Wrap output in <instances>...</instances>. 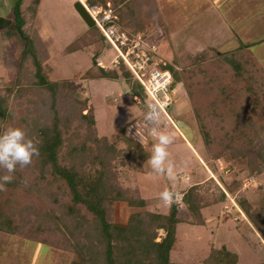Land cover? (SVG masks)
Returning a JSON list of instances; mask_svg holds the SVG:
<instances>
[{"label": "rangeland", "instance_id": "374dc122", "mask_svg": "<svg viewBox=\"0 0 264 264\" xmlns=\"http://www.w3.org/2000/svg\"><path fill=\"white\" fill-rule=\"evenodd\" d=\"M18 1L0 0L1 89L5 86L19 89L21 83L28 84L25 77L35 73L30 63L26 64L30 75L20 74L19 59L25 41L18 37L13 17ZM75 1L40 0L32 20L28 13L32 0H20V8L27 15L25 32L29 33L48 81L76 85V97L87 101L82 114L94 123L98 140L117 141L123 130L145 114L148 107V111L157 112L154 125L151 123L153 127L171 133L172 123L185 142L168 148L173 175H154L150 192L139 196L144 206L131 208L122 201L105 200L106 221L125 226L136 213L167 215L168 205L160 199V194L165 190L184 193L195 184L207 205L201 210L204 223L190 225L186 209L182 204L178 207V217L182 220L176 228L179 249L170 253V263L202 264L212 249H216L236 254L237 264H264L263 239L239 211L234 197L225 192V187L234 182L239 197L246 198L254 209L264 207V168L250 175L246 160L231 155V149L247 139L264 140V0L142 1L143 24L156 28L146 33L144 43L138 41L140 48L143 46L155 57L151 59L145 54L141 59L149 65L148 70L169 67L174 82L169 96L172 102L163 111L152 107L144 88L130 72L127 59L118 60L111 51H104L98 63L107 71H115L117 79L83 81L73 77L87 71L94 61L90 46H83L80 52L66 53V48L88 30L73 8ZM239 44L245 46L240 52L241 61L245 62V78L235 76L226 62L232 58L229 52ZM24 98L10 101L11 118L0 124V134L10 128H20L26 133L20 119L32 113L33 105ZM64 103L70 109L69 103ZM202 127L209 133L210 145L201 135ZM144 151L149 158L152 149ZM112 157L115 174L112 182L117 189L139 191L136 187L137 180L139 183L143 179L139 176L141 169L132 159L115 162L113 154ZM144 168L145 175L152 173L147 164ZM0 172V176L9 175L6 170ZM184 173L194 175V180L183 182ZM11 175L15 185L12 183L0 191V218L4 215L17 230L12 234L0 232V264H94L85 263L84 250L77 251L84 243L82 237H71L65 230L70 209L89 223L91 213L83 206L70 205V198L56 188L50 189V198L38 195L43 184L35 189L39 178L34 159L27 167L17 166ZM164 236L165 232L158 230L155 241Z\"/></svg>", "mask_w": 264, "mask_h": 264}, {"label": "trees", "instance_id": "16d2710c", "mask_svg": "<svg viewBox=\"0 0 264 264\" xmlns=\"http://www.w3.org/2000/svg\"><path fill=\"white\" fill-rule=\"evenodd\" d=\"M142 1L84 0V3L82 2L89 12H98L96 20L104 29L116 27L127 36V46L122 51L125 53L128 47H133L134 52L129 57L132 61L144 54L151 59L155 57V54L144 49L143 46L134 48L133 44L136 40L145 41L146 33L156 28V26L147 27L143 24L140 14ZM39 2L40 0H32L28 8L32 20L37 14ZM14 8L16 13L14 12L13 17L17 22L18 37L25 41L21 52L22 58L19 59L20 74L21 77L23 74L30 75L26 68V64L30 63L34 66L35 73L25 77L28 84L21 83L22 80L18 81L21 83L19 89L10 86L0 88V124H6L7 119L11 118L9 110L10 101H13V98L20 99L24 96L28 102H31L30 105H33L32 113L29 112L30 114L26 118H21L20 121L25 126L27 137L33 140L39 149V155L33 158L39 178L36 180L35 189L38 190L43 184L38 190V195L50 198V195L52 196L50 189L56 188L70 198V205L83 206L91 213L92 222L89 223L79 213L73 212L74 209H70L69 217H67L69 223L65 227V230L69 231L67 232L69 236L82 237L81 242L84 243L77 251H85V258H87L85 263L173 264L170 263L169 256L171 252L179 249L176 239V228L181 223L178 218V207L182 204L186 209L190 217V225L202 226L204 222L201 210L207 206L204 204L205 197L198 193V186H193L182 193L180 203L169 206L167 215L140 212L131 215L125 226L108 223L103 207L105 200L109 203L122 201L131 208H142L145 202L139 198L137 190L132 191V194L124 190L119 191L112 182V178L115 177L112 151L106 139L95 138L94 123L89 122L87 115L82 114L87 101L76 97L78 88L74 83L48 81L38 61L29 33L25 32L27 15L20 8V0ZM83 46L93 48L94 54L91 53V55L94 61L87 71L75 74L73 76L75 79L79 77L83 81H92L118 78L115 71H107L100 67L101 65L99 66L98 60L104 51H111L116 57L118 53L98 25L86 30L66 48V53L80 52ZM243 48L245 46L239 44L237 48L229 52L232 58L226 59L237 77L244 74L245 62L241 61L240 54ZM196 60L197 57L194 58V61ZM168 69L170 70L169 67L158 70L168 72ZM171 87H174V82L171 83ZM65 101L69 103L70 109L65 106ZM201 135L205 143L210 145L209 133L204 127L201 128ZM231 155L235 159H245L248 173L256 175L264 168V140L255 142L247 139L244 143L232 148ZM133 156L134 163L139 168L142 161L148 158L144 150L136 151ZM12 183L14 182L7 184L6 187H11ZM237 188L238 185L233 182L232 185L225 187V192L234 197L239 211L264 241V207L254 209L246 198L237 195ZM221 195L226 201L225 194L222 192ZM16 230L11 220L4 215L0 218V232L12 234ZM158 230L164 231L165 236L156 242ZM237 261L238 257L234 253L212 249L202 264H237Z\"/></svg>", "mask_w": 264, "mask_h": 264}, {"label": "clouds", "instance_id": "9594fccd", "mask_svg": "<svg viewBox=\"0 0 264 264\" xmlns=\"http://www.w3.org/2000/svg\"><path fill=\"white\" fill-rule=\"evenodd\" d=\"M96 26V25H95ZM156 118L154 111L150 110L145 116L146 121ZM148 136L152 140V154L146 164L152 173L160 176L173 175V164L169 159L168 148L175 141V135L165 131L149 129ZM39 155V149L33 140L20 128H10L0 134V169L6 170L9 175L0 176V191H5V186L12 182L11 175L17 166L27 167L34 157ZM160 199L165 205H172L182 199L178 192L165 190L160 194Z\"/></svg>", "mask_w": 264, "mask_h": 264}, {"label": "built area", "instance_id": "2783aa9c", "mask_svg": "<svg viewBox=\"0 0 264 264\" xmlns=\"http://www.w3.org/2000/svg\"><path fill=\"white\" fill-rule=\"evenodd\" d=\"M89 12V11H88ZM91 17L94 19L96 25L102 31L106 39L110 44L115 48L118 53V60L127 59L129 67L136 80L144 88V92L147 95L148 99L152 103V107L163 111L164 107H169L172 101H170L169 96H171V83L172 79L168 72H160L156 70H148L146 61L141 59V57H136L133 61L129 57L133 54V47H128L129 49L124 53L122 49L127 46L128 38L116 27L109 29H104L101 24L96 20L98 12H89ZM93 13H97L94 17ZM138 41H133L134 48L139 47ZM145 56V54L143 55ZM142 56V57H143ZM144 58V57H143ZM126 64V62H125Z\"/></svg>", "mask_w": 264, "mask_h": 264}, {"label": "crops", "instance_id": "0c3cea01", "mask_svg": "<svg viewBox=\"0 0 264 264\" xmlns=\"http://www.w3.org/2000/svg\"><path fill=\"white\" fill-rule=\"evenodd\" d=\"M158 110V109H155ZM148 107L146 109L145 114L141 115L139 118L136 119V121H134V123L132 125H130L127 129L123 130V133L121 134V137L117 140L114 141L115 139H109V146L111 147V151L113 152V156L115 157V162H118L119 159H126V160H131L134 162L133 159V155L134 153H136V151L139 150H147V149H152V140L150 139V137L148 136V132L149 129H153L157 132L159 131H164L163 129H159L157 126L153 127L151 125V123L154 125V122L152 121H146L145 120V116L148 114ZM157 113V112H155ZM172 124V123H171ZM170 124L169 129L171 130V133H173L175 135V137L177 138V141L174 142L172 145H170L169 147H172L174 145H179L181 143L184 142L183 136L179 134V132L175 129L174 125ZM173 126V127H171ZM179 134V135H178ZM112 140V141H111ZM185 144V142H184ZM187 147L189 146L186 142ZM190 148V146H189ZM193 153L194 150L191 148L190 149ZM194 155L197 157V155L194 153ZM148 158L144 161H142V163L140 164V168H141V172L139 174L140 177H143L142 181L138 183L137 180V189L139 190V196H141V194L146 193V191L150 192V189H152V183L154 182V178L156 176H154V173H151L150 175H145V171H143L146 165ZM183 178V182L185 181V183H189L192 182L194 180V175H189V174H182ZM181 176V177H182ZM153 177V178H152ZM180 177H178L179 179ZM141 183L143 184L141 186ZM180 183V182H179ZM148 184L149 187L146 185ZM183 184V183H181ZM195 185V184H194ZM194 185H192L191 187H193ZM146 187V189H144ZM190 187V188H191ZM147 192V193H149ZM176 192V191H175ZM178 193L181 194L183 193V190H178ZM168 210H169V206H168ZM168 214V213H167ZM163 215V214H162ZM179 218V217H178ZM179 220L182 222V220L179 218ZM180 225V224H179Z\"/></svg>", "mask_w": 264, "mask_h": 264}, {"label": "water", "instance_id": "95a60500", "mask_svg": "<svg viewBox=\"0 0 264 264\" xmlns=\"http://www.w3.org/2000/svg\"><path fill=\"white\" fill-rule=\"evenodd\" d=\"M73 8L88 29L95 27L96 23L94 19L80 0L75 1Z\"/></svg>", "mask_w": 264, "mask_h": 264}]
</instances>
